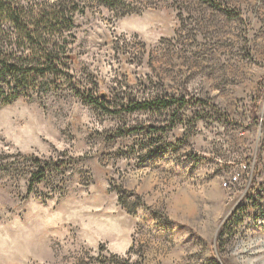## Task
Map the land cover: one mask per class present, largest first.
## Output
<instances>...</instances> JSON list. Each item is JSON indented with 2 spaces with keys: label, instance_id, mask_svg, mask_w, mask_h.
I'll list each match as a JSON object with an SVG mask.
<instances>
[{
  "label": "rangeland",
  "instance_id": "rangeland-1",
  "mask_svg": "<svg viewBox=\"0 0 264 264\" xmlns=\"http://www.w3.org/2000/svg\"><path fill=\"white\" fill-rule=\"evenodd\" d=\"M215 1L81 3L77 88L0 101V222L56 217L24 264H264V0Z\"/></svg>",
  "mask_w": 264,
  "mask_h": 264
},
{
  "label": "trees",
  "instance_id": "trees-1",
  "mask_svg": "<svg viewBox=\"0 0 264 264\" xmlns=\"http://www.w3.org/2000/svg\"><path fill=\"white\" fill-rule=\"evenodd\" d=\"M91 0H55L25 3V0H0V101L11 104L36 89L45 79L53 78L51 84L58 85V79L65 78L77 88V81L70 73L75 58L71 51L69 37L75 26V16L81 10V3ZM108 7H115L123 0H94ZM218 5L215 0H203ZM85 100L94 102L108 110L103 94L88 96L79 91ZM190 101L185 98L161 99L153 102H136L124 110H147L172 106L184 107ZM131 128L128 132H135ZM40 159H34L39 169L32 173L31 188L43 180L55 168L53 163L40 166ZM239 212V211H237ZM235 212L226 223L241 224Z\"/></svg>",
  "mask_w": 264,
  "mask_h": 264
},
{
  "label": "clouds",
  "instance_id": "clouds-1",
  "mask_svg": "<svg viewBox=\"0 0 264 264\" xmlns=\"http://www.w3.org/2000/svg\"><path fill=\"white\" fill-rule=\"evenodd\" d=\"M55 215L38 200L26 205L23 215H11L0 222V264H24L25 252L38 247Z\"/></svg>",
  "mask_w": 264,
  "mask_h": 264
},
{
  "label": "built area",
  "instance_id": "built-area-1",
  "mask_svg": "<svg viewBox=\"0 0 264 264\" xmlns=\"http://www.w3.org/2000/svg\"><path fill=\"white\" fill-rule=\"evenodd\" d=\"M236 179V178H235Z\"/></svg>",
  "mask_w": 264,
  "mask_h": 264
}]
</instances>
